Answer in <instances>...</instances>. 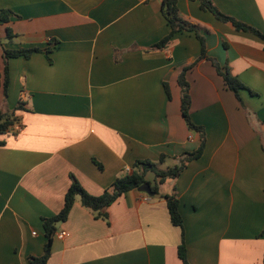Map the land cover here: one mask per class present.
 I'll list each match as a JSON object with an SVG mask.
<instances>
[{
	"label": "crops",
	"instance_id": "obj_1",
	"mask_svg": "<svg viewBox=\"0 0 264 264\" xmlns=\"http://www.w3.org/2000/svg\"><path fill=\"white\" fill-rule=\"evenodd\" d=\"M210 1L264 33V0ZM162 3L0 0V12L12 11L0 19V73L4 48H52L11 57L0 89V109L16 117L0 134V264L43 254V220L61 211L73 177L101 195L137 160L166 169L200 147L202 132L182 112L187 66L190 118L204 129L200 157L160 183V196L123 193L106 218L78 196L56 224L47 264H184L183 243L189 264H264V38L201 0H177L207 57L192 30L155 47L171 30ZM217 64L244 84L239 96ZM146 178L155 183L153 171ZM172 194L183 228L171 219Z\"/></svg>",
	"mask_w": 264,
	"mask_h": 264
},
{
	"label": "trees",
	"instance_id": "obj_2",
	"mask_svg": "<svg viewBox=\"0 0 264 264\" xmlns=\"http://www.w3.org/2000/svg\"><path fill=\"white\" fill-rule=\"evenodd\" d=\"M201 6L203 9H208L213 12L219 19L223 21H231L234 26L238 30H244L248 32L255 33L260 37L264 38V33H262L257 28L241 22L231 16L225 15L221 13L210 0H201ZM163 13L171 27L170 32L160 41L154 44L155 47H165L173 38V36L182 30H192L195 31L197 37L201 42V54L200 58L207 57V49L205 43V37L200 33V27L197 24L190 22L182 17L180 11L177 7V0H163L162 3ZM12 11L9 9H2L0 12V19L5 21L9 19V14ZM45 50L50 53L52 48L51 46L46 48H40L38 46L29 47V48H4V55L6 59L5 71L0 73V89L1 87H7L8 85V60L11 57L25 56L29 57L33 52ZM190 68V66L185 67L179 75V84L182 88V112L186 119L188 126L191 129H196L202 132V142L200 147L193 152H187L178 158V163L172 167H168L166 169H162L158 166L157 162H153L150 160H137L130 170H124L123 173L116 178L111 188L107 189L101 195H93L90 194L81 184L80 182L73 177L70 188L68 189L65 195L64 206L59 213L56 215L44 218V229L47 241L44 246V252L41 256H31L30 262L32 264H47L49 257L52 252V241L53 235L56 231V224L59 221H64L67 219L73 204L78 196L81 198V202L85 207L90 208L94 212H96L97 216L107 217V207H109L114 201L117 200L119 196L123 193L139 188L143 183H150L146 178V174L148 171H153L155 173L156 179L155 183L151 187L155 192H159V184L163 183L168 178H177L181 175L184 169L187 167L188 162L193 159L200 157L204 144V134L203 127L196 125L190 118L189 110L191 106V95L189 90V83L186 78V71ZM217 68L219 73L224 77L226 84L230 89L236 92L239 96V90L244 86V84L235 76L232 75L228 67L224 69L217 64ZM166 91L170 96V89L168 83L165 84ZM16 121V117L9 113L0 109V134L5 133ZM165 156L163 155L161 160H163ZM168 207L171 214V219L174 224L179 225L183 228L184 221L179 210V199L174 195H167ZM179 255L183 259L184 264H189L187 258V249L185 244H181L179 246Z\"/></svg>",
	"mask_w": 264,
	"mask_h": 264
},
{
	"label": "water",
	"instance_id": "obj_3",
	"mask_svg": "<svg viewBox=\"0 0 264 264\" xmlns=\"http://www.w3.org/2000/svg\"><path fill=\"white\" fill-rule=\"evenodd\" d=\"M138 189L141 190V191H144V192L148 193L151 196H160V194L158 192H155L152 189L151 184L148 183V182L143 183Z\"/></svg>",
	"mask_w": 264,
	"mask_h": 264
},
{
	"label": "built area",
	"instance_id": "obj_4",
	"mask_svg": "<svg viewBox=\"0 0 264 264\" xmlns=\"http://www.w3.org/2000/svg\"><path fill=\"white\" fill-rule=\"evenodd\" d=\"M126 170H130V168H126ZM146 199H150V197H147ZM58 235L59 237H63L65 235V231H61Z\"/></svg>",
	"mask_w": 264,
	"mask_h": 264
}]
</instances>
